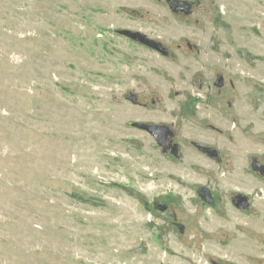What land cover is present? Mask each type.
I'll list each match as a JSON object with an SVG mask.
<instances>
[{
    "label": "rangeland",
    "instance_id": "rangeland-1",
    "mask_svg": "<svg viewBox=\"0 0 264 264\" xmlns=\"http://www.w3.org/2000/svg\"><path fill=\"white\" fill-rule=\"evenodd\" d=\"M181 1L0 0V264H264V0Z\"/></svg>",
    "mask_w": 264,
    "mask_h": 264
},
{
    "label": "water",
    "instance_id": "water-1",
    "mask_svg": "<svg viewBox=\"0 0 264 264\" xmlns=\"http://www.w3.org/2000/svg\"><path fill=\"white\" fill-rule=\"evenodd\" d=\"M169 4L174 8L181 6L184 9H189V4L184 2V1H181V0H169ZM124 33L125 34H131L132 37L139 38L140 40L144 39L143 38L144 35L139 34V33H134V32L132 33L128 30H125ZM157 49L160 50L161 52H164V48L160 44L157 45ZM137 126L142 128L143 130L150 132L154 136H163L164 135L162 132L165 131V127H163V126L144 124V123H138Z\"/></svg>",
    "mask_w": 264,
    "mask_h": 264
},
{
    "label": "flooded vegetation",
    "instance_id": "flooded-vegetation-1",
    "mask_svg": "<svg viewBox=\"0 0 264 264\" xmlns=\"http://www.w3.org/2000/svg\"><path fill=\"white\" fill-rule=\"evenodd\" d=\"M171 6V5H170ZM171 8L173 9V10H184V11H189L190 10V5H189V9H184V8H182L181 6H179V7H172L171 6ZM146 131V130H145ZM148 132V131H147ZM150 133V132H149ZM164 135L163 136H154L153 134V136L157 139V142L160 144V146L161 147H166L167 146V135H168V133H167V129L165 128V131H163L162 132ZM151 134V133H150ZM204 151L207 153V154H209V149H204ZM201 194H202V196L203 197H205L207 200H210V198H212L211 196H210V194H209V190H207L206 188L205 189H203L202 190V192H201Z\"/></svg>",
    "mask_w": 264,
    "mask_h": 264
}]
</instances>
